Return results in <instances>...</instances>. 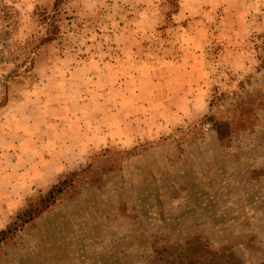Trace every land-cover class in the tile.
Listing matches in <instances>:
<instances>
[{"label":"rangeland","instance_id":"obj_1","mask_svg":"<svg viewBox=\"0 0 264 264\" xmlns=\"http://www.w3.org/2000/svg\"><path fill=\"white\" fill-rule=\"evenodd\" d=\"M52 1L0 0V229L88 171L0 264H191L199 243L264 264V0H65L25 68ZM233 92L254 118L219 137Z\"/></svg>","mask_w":264,"mask_h":264},{"label":"trees","instance_id":"obj_2","mask_svg":"<svg viewBox=\"0 0 264 264\" xmlns=\"http://www.w3.org/2000/svg\"><path fill=\"white\" fill-rule=\"evenodd\" d=\"M64 1L53 0L48 8L38 6L35 8L34 13L37 16V20L43 25V32L39 36L30 34L24 39L23 46L21 47L27 53V66H24L25 68H29L32 64V57L35 51L43 44L52 41L58 34V21L61 16L60 5ZM168 2L173 8L176 7V0H168ZM261 41L264 44V37H262ZM261 48L264 49V47ZM259 67L264 68V56L261 57V65ZM241 84L242 82H239L240 86ZM233 94L235 95V102H233L234 104L230 110L229 117L224 121H220L216 126L217 130L219 129V137H225L240 127L243 128L254 118L251 100L247 97L243 98L238 93L233 92ZM219 100H221V96L213 95L212 103H216ZM81 171L86 173L88 166L83 169L68 171L62 178L52 183L45 191L29 197L25 205L15 212L11 220L0 229V247L8 241H11L24 224L51 206L60 194L72 187L76 181V176ZM182 257L186 259L185 255ZM188 258H190L191 264H237L238 260L232 251L218 253L206 243H199L192 247ZM185 259L182 261L179 258L176 260L173 259L168 264H189Z\"/></svg>","mask_w":264,"mask_h":264},{"label":"crops","instance_id":"obj_3","mask_svg":"<svg viewBox=\"0 0 264 264\" xmlns=\"http://www.w3.org/2000/svg\"><path fill=\"white\" fill-rule=\"evenodd\" d=\"M57 151V150H56Z\"/></svg>","mask_w":264,"mask_h":264}]
</instances>
